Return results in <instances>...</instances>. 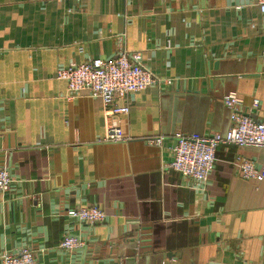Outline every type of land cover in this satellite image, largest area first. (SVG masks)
I'll return each mask as SVG.
<instances>
[{"label":"crops","instance_id":"crops-1","mask_svg":"<svg viewBox=\"0 0 264 264\" xmlns=\"http://www.w3.org/2000/svg\"><path fill=\"white\" fill-rule=\"evenodd\" d=\"M120 49L158 81L115 100L129 107L116 117L125 139L105 142L102 99L56 74ZM230 94L264 119L256 0H0V168L14 180L0 192V264L23 248L37 264H264V179L237 165L260 168L264 149L219 145L205 185L170 167L177 132L229 130ZM92 205L103 222L67 214ZM65 234L86 246L64 250Z\"/></svg>","mask_w":264,"mask_h":264},{"label":"built area","instance_id":"built-area-1","mask_svg":"<svg viewBox=\"0 0 264 264\" xmlns=\"http://www.w3.org/2000/svg\"><path fill=\"white\" fill-rule=\"evenodd\" d=\"M82 2L83 0H75ZM264 15V0H256ZM57 78L67 81L71 95L86 91L102 99L105 111L106 133L100 141L117 142L125 139L116 117L128 113V105L118 106L115 100L125 98L130 92L141 91L154 83L157 78L142 62L140 52H127L120 49L112 58H90L84 62L72 61L69 66L57 70ZM227 106L232 108V126L226 133L184 134L177 132L174 147L175 158L170 164L182 177L192 184H207L215 168L216 149L221 144H236L264 149V119L255 120L238 111L242 100L235 94L224 98ZM255 105L260 104L258 99ZM163 136L150 138L149 142L161 144ZM239 173L244 179L263 178L264 162L259 168L248 159L237 160ZM12 175L7 168H0V192L7 193L13 185ZM67 214L81 223L103 222L107 214L99 205L68 208ZM87 241L75 234H65L60 246L67 251H75L86 246ZM1 264H37L34 252L23 248L19 252H7Z\"/></svg>","mask_w":264,"mask_h":264},{"label":"water","instance_id":"water-1","mask_svg":"<svg viewBox=\"0 0 264 264\" xmlns=\"http://www.w3.org/2000/svg\"><path fill=\"white\" fill-rule=\"evenodd\" d=\"M169 256V255H168Z\"/></svg>","mask_w":264,"mask_h":264}]
</instances>
